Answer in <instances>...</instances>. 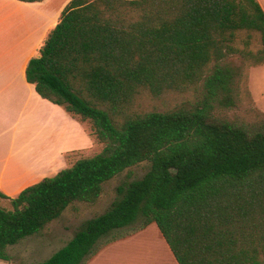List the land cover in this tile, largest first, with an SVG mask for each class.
Segmentation results:
<instances>
[{
  "label": "trees",
  "instance_id": "trees-1",
  "mask_svg": "<svg viewBox=\"0 0 264 264\" xmlns=\"http://www.w3.org/2000/svg\"><path fill=\"white\" fill-rule=\"evenodd\" d=\"M233 54L264 64L256 0H69L25 78L39 96L89 121L104 148L14 197L0 192L11 205L0 208V259L147 161L106 211L33 264H83L103 236L138 221V229L157 226L178 264H264V112L250 110L251 121L214 114L236 104L240 72L225 60ZM199 83L205 94L195 105L143 108L147 98L167 100Z\"/></svg>",
  "mask_w": 264,
  "mask_h": 264
},
{
  "label": "crops",
  "instance_id": "crops-1",
  "mask_svg": "<svg viewBox=\"0 0 264 264\" xmlns=\"http://www.w3.org/2000/svg\"><path fill=\"white\" fill-rule=\"evenodd\" d=\"M51 1L0 0V192L9 197L65 168L68 153L82 148L68 143L81 123L25 78L69 0ZM256 1L264 12V0ZM154 225L108 243L86 264H178Z\"/></svg>",
  "mask_w": 264,
  "mask_h": 264
},
{
  "label": "rangeland",
  "instance_id": "rangeland-1",
  "mask_svg": "<svg viewBox=\"0 0 264 264\" xmlns=\"http://www.w3.org/2000/svg\"><path fill=\"white\" fill-rule=\"evenodd\" d=\"M60 2L61 0H53L52 3L53 6H57ZM253 48H255L254 44ZM225 60L240 72L234 83L236 104L231 108L216 106L214 114L227 120L251 121L250 110L258 108L264 112V64L256 67L249 66V60L239 54H233ZM204 94L205 90L202 84L199 83L191 87L187 92L170 96L167 100L147 98L143 102V108L161 109L163 107L172 108L181 105L190 107L201 101L204 98ZM77 120L81 123L83 132L81 133L79 128L76 138L75 135L74 137H69L68 143L70 144L69 146L77 145L82 148L80 147L81 149L73 153H68V163L79 157L100 153L104 148V143L98 141L92 134L90 122ZM148 167L149 163L143 161L123 170L102 185L100 195L95 202H75L66 208L58 218L46 224L38 233L27 236L16 244L7 246L5 252L9 255V259H0V264H33L47 259L52 253L66 244L82 223L102 214L110 207L117 198L118 186L141 178L148 170ZM0 208L10 209V202L7 199L0 198ZM139 226L140 222L138 221L131 226L115 229L103 236L97 243L96 252L90 255L83 264H86L91 257L108 243L143 229H138ZM154 227L157 229L155 225ZM155 228L154 231H156Z\"/></svg>",
  "mask_w": 264,
  "mask_h": 264
}]
</instances>
